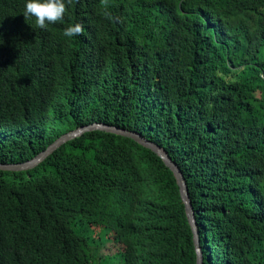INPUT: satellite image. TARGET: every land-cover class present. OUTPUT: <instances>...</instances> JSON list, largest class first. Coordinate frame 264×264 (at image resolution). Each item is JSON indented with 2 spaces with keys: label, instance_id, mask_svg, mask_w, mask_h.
I'll return each instance as SVG.
<instances>
[{
  "label": "trees",
  "instance_id": "1",
  "mask_svg": "<svg viewBox=\"0 0 264 264\" xmlns=\"http://www.w3.org/2000/svg\"><path fill=\"white\" fill-rule=\"evenodd\" d=\"M25 2L0 0V164L96 122L137 132L180 169L203 264H264V0H65L46 29ZM193 238L174 174L131 138L0 169V264H197Z\"/></svg>",
  "mask_w": 264,
  "mask_h": 264
},
{
  "label": "water",
  "instance_id": "2",
  "mask_svg": "<svg viewBox=\"0 0 264 264\" xmlns=\"http://www.w3.org/2000/svg\"><path fill=\"white\" fill-rule=\"evenodd\" d=\"M92 131H104L108 133H113L117 135H121L127 138H131L135 140L137 143L140 145L151 149L153 152H155L159 157L163 159L169 170L174 174L177 184L180 189V195L182 202L185 207L186 215L189 221V224L192 229L193 233V240H194V245L196 249V254H197V264H203V254L202 250L200 247V238H199V233H198V228H197V223H196V218H195V212L192 206V201L190 199L189 195V189L186 184V181L178 168V166L172 161L170 156L157 144L154 142L148 140L145 138L143 135L126 130L117 126H111L107 125L104 123H92L89 125L82 126L76 130L70 131L68 133H65L61 137H59L57 140H55L46 150L41 152L39 155H37L35 158L32 160L26 162V163H21V164H15V165H2L0 164V169H6V170H26L29 168L34 167L37 165L39 162H41L43 159H45L48 155L52 154L56 149L61 147L63 144L81 137L83 134L92 132Z\"/></svg>",
  "mask_w": 264,
  "mask_h": 264
},
{
  "label": "clouds",
  "instance_id": "3",
  "mask_svg": "<svg viewBox=\"0 0 264 264\" xmlns=\"http://www.w3.org/2000/svg\"><path fill=\"white\" fill-rule=\"evenodd\" d=\"M71 3L72 0H67ZM105 8L108 6V0H102ZM65 0H26L23 15L25 19L32 17L35 19L36 25L40 29H46L50 24H56L63 20L66 12ZM104 15L109 20H114L110 12H105ZM84 27L82 23H76L67 27L63 35L66 37H74L82 35Z\"/></svg>",
  "mask_w": 264,
  "mask_h": 264
},
{
  "label": "rangeland",
  "instance_id": "4",
  "mask_svg": "<svg viewBox=\"0 0 264 264\" xmlns=\"http://www.w3.org/2000/svg\"><path fill=\"white\" fill-rule=\"evenodd\" d=\"M113 264H121V261L119 260L118 257H115V258L113 259Z\"/></svg>",
  "mask_w": 264,
  "mask_h": 264
},
{
  "label": "bare ground",
  "instance_id": "5",
  "mask_svg": "<svg viewBox=\"0 0 264 264\" xmlns=\"http://www.w3.org/2000/svg\"><path fill=\"white\" fill-rule=\"evenodd\" d=\"M200 11V10H199ZM60 24V23H59Z\"/></svg>",
  "mask_w": 264,
  "mask_h": 264
}]
</instances>
